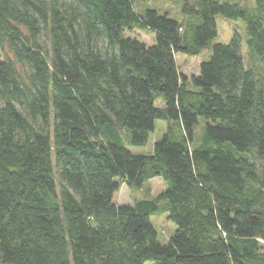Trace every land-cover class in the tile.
<instances>
[{"label":"trees","instance_id":"obj_1","mask_svg":"<svg viewBox=\"0 0 264 264\" xmlns=\"http://www.w3.org/2000/svg\"><path fill=\"white\" fill-rule=\"evenodd\" d=\"M135 1L0 0V264H264V0H183V23ZM218 16L244 23L247 66L238 33L213 43ZM158 120L132 154L122 130L144 147Z\"/></svg>","mask_w":264,"mask_h":264},{"label":"rangeland","instance_id":"obj_2","mask_svg":"<svg viewBox=\"0 0 264 264\" xmlns=\"http://www.w3.org/2000/svg\"><path fill=\"white\" fill-rule=\"evenodd\" d=\"M183 0H136L134 8L137 12L143 11L145 8H155L160 13H166L171 19L183 23L184 16L181 13V5ZM221 4H239L254 6V1L247 0H216ZM217 33L218 36L214 39L213 43L227 44L233 34L236 32L241 37V53L244 57L245 64L247 66V47H246V32L245 25L241 20L233 21L226 20L220 16L216 17ZM126 37L135 39L139 42L151 45L154 43L155 36L152 32L134 29L132 31H126L124 33ZM210 50L202 52L196 57H187L185 55H176V64L178 71L187 76L197 74L199 64L202 61L209 59ZM204 120L199 119L198 124L194 128V138L199 139L204 130ZM166 130V122L156 121L154 125V131L149 134L148 141L144 147H131L126 142L127 131L122 130L121 135L124 138V146L134 155H148L152 152L153 143L162 137V134ZM165 190V185L161 179L156 178L148 182H145L140 190L129 189L127 186H123L120 192L119 205L128 206L133 204L135 199H150L156 195H159ZM150 223L157 233V239L160 244H167L168 240L175 232V226L168 221L167 214L158 212L150 216ZM144 264H153L152 262H145Z\"/></svg>","mask_w":264,"mask_h":264}]
</instances>
